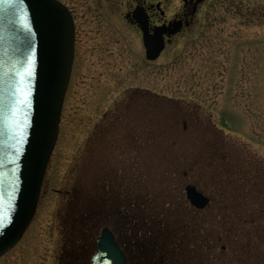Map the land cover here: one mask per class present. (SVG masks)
I'll return each mask as SVG.
<instances>
[{
	"label": "rangeland",
	"instance_id": "374dc122",
	"mask_svg": "<svg viewBox=\"0 0 264 264\" xmlns=\"http://www.w3.org/2000/svg\"><path fill=\"white\" fill-rule=\"evenodd\" d=\"M60 1L76 51L59 138L0 264H86L104 227L131 264H264V0H207L157 61L132 0Z\"/></svg>",
	"mask_w": 264,
	"mask_h": 264
},
{
	"label": "water",
	"instance_id": "95a60500",
	"mask_svg": "<svg viewBox=\"0 0 264 264\" xmlns=\"http://www.w3.org/2000/svg\"><path fill=\"white\" fill-rule=\"evenodd\" d=\"M132 17L150 61L165 49V35L172 37L183 27L180 21L151 32L143 7ZM75 51V20L60 0H0V257L22 239L37 212ZM186 192L199 209L210 202L194 185H187ZM98 245L93 264H128L109 228Z\"/></svg>",
	"mask_w": 264,
	"mask_h": 264
},
{
	"label": "flooded vegetation",
	"instance_id": "af4514ba",
	"mask_svg": "<svg viewBox=\"0 0 264 264\" xmlns=\"http://www.w3.org/2000/svg\"><path fill=\"white\" fill-rule=\"evenodd\" d=\"M206 1L207 0H186V1L184 0V6L182 10H180V12L176 13L173 17L170 18L167 16L166 11L163 9L162 2L160 1L154 3V2H149V0H132L131 5L129 7L131 9L130 10L128 9V11L126 12V21L141 31L139 25L132 17V13L137 7H143L146 10L147 14L149 15V26L151 32H153V30L156 27L163 25L170 26L171 28H173L174 23L182 21L183 27L178 34L172 37L168 36L167 34L165 35L166 49H167V47L170 44H172L173 40L179 34H181L185 29L192 26L195 17L197 16L199 7ZM95 243L97 249V240ZM92 256L90 260L86 262V264H92L91 262Z\"/></svg>",
	"mask_w": 264,
	"mask_h": 264
}]
</instances>
